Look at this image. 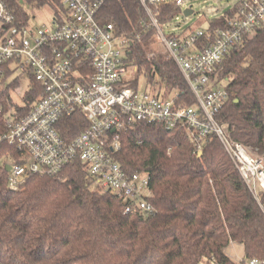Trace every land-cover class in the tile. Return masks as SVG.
<instances>
[{"label":"trees","instance_id":"1","mask_svg":"<svg viewBox=\"0 0 264 264\" xmlns=\"http://www.w3.org/2000/svg\"><path fill=\"white\" fill-rule=\"evenodd\" d=\"M3 1L17 24L25 25L29 9L48 6L56 15L62 7L61 0ZM237 6L238 0L207 18L205 28L225 27ZM180 12L166 5L157 19L163 24ZM96 18L128 38L126 66L144 72L149 83L156 73L160 83L181 92L179 102L194 104L176 62L151 53L155 28L139 0H103ZM11 71L6 67L7 84L0 91V134L7 110L25 114L42 93V85L28 78L22 103H14L9 89L20 81ZM215 72L229 92L217 119L233 141L263 150L264 24L226 54ZM86 127L76 112L61 120L58 131L69 142ZM120 137L114 159L128 174L149 176L146 201L153 209L147 214L124 212V202L98 187L79 159L53 175L30 173L12 189L6 166L21 151L0 142V264H234L225 252L231 242L242 246L246 259L264 256V211L219 139L207 140L199 154L182 128L139 123Z\"/></svg>","mask_w":264,"mask_h":264},{"label":"built area","instance_id":"2","mask_svg":"<svg viewBox=\"0 0 264 264\" xmlns=\"http://www.w3.org/2000/svg\"><path fill=\"white\" fill-rule=\"evenodd\" d=\"M139 1L156 27L157 39L185 77L194 104L179 102L180 91L171 96L157 92L154 82L131 85L128 75L135 68L124 62L128 38L96 18L103 0H61L50 23L36 27L17 24L0 0V85L7 84L6 67L15 78L27 76L42 85L27 113L9 109L4 114L6 130L0 142L21 151L9 165L8 186L16 189L30 173L56 174L79 159L98 187L124 202V212L147 214L153 209L146 201L147 172L126 173L113 153L120 148L121 132L139 123L158 124L184 129L195 153L207 140L219 139L264 211V149L233 141L217 119L229 92L215 72L226 54L264 24V0H238L225 27L192 28L182 36L165 35L157 15L163 6L180 8L185 0ZM76 112L87 127L68 142L58 131L59 123ZM234 264H264V256Z\"/></svg>","mask_w":264,"mask_h":264},{"label":"rangeland","instance_id":"3","mask_svg":"<svg viewBox=\"0 0 264 264\" xmlns=\"http://www.w3.org/2000/svg\"><path fill=\"white\" fill-rule=\"evenodd\" d=\"M235 1L236 0H185L180 7L181 12L178 15L173 17V19L170 20L169 22H165L163 24L159 23V24L165 35H168L170 32L177 34L183 33L188 29H192V28L202 29L206 27L207 18L218 17L222 15L226 9H229L234 5ZM186 8L192 9L193 13L188 16H185L183 14V10ZM29 14L31 18L29 23L30 27L41 26L43 24L48 25L53 17V12L48 6H44L40 9H29ZM154 28H155V33L153 35V41L150 44V50L152 51L151 53L153 54L160 53L161 55H165L166 57L171 58V56L167 53L164 45H162L163 43H160L159 40L157 39L156 27ZM144 77H145L144 72L138 71V68L136 71L135 69L130 70V73L128 75V79L130 80L131 85L135 87L139 86V88L143 87L146 82ZM17 78H19L20 85L16 89H13L11 87L9 89V95L14 103L20 105L22 103V96L24 92L27 90L29 83L27 76H24L23 78V75H19V77ZM153 82H154L153 87L157 92H161L164 93L165 95H170V96L174 95L175 92H178L175 90L171 91L165 85L160 83L161 81H159L158 75L156 73L154 74ZM1 89L3 88L0 85V91ZM201 152L202 150L200 151V153ZM226 252L227 254H229V256L232 259H235V261H239L244 258L243 248L239 244H231L227 246ZM210 264H215V263L212 262Z\"/></svg>","mask_w":264,"mask_h":264},{"label":"water","instance_id":"4","mask_svg":"<svg viewBox=\"0 0 264 264\" xmlns=\"http://www.w3.org/2000/svg\"><path fill=\"white\" fill-rule=\"evenodd\" d=\"M192 13H193L192 9L186 8V9L183 10V14H184L185 16H188V15H190V14H192ZM199 154H201V153H199ZM9 169H10V166L7 165V166H6V170L8 171Z\"/></svg>","mask_w":264,"mask_h":264},{"label":"crops","instance_id":"5","mask_svg":"<svg viewBox=\"0 0 264 264\" xmlns=\"http://www.w3.org/2000/svg\"><path fill=\"white\" fill-rule=\"evenodd\" d=\"M231 244H236V243H232V242H231L229 245H231ZM229 245H228V246H229ZM225 252H226V250H225ZM226 254H227V252H226ZM227 255L229 256V254H227ZM229 258H231V257L229 256ZM231 259H232V258H231ZM232 261L235 262V259H232Z\"/></svg>","mask_w":264,"mask_h":264}]
</instances>
